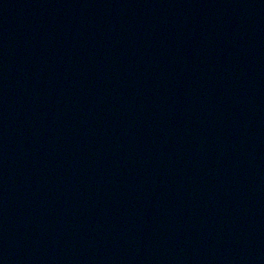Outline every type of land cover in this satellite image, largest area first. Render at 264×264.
<instances>
[{
  "label": "water",
  "instance_id": "obj_1",
  "mask_svg": "<svg viewBox=\"0 0 264 264\" xmlns=\"http://www.w3.org/2000/svg\"><path fill=\"white\" fill-rule=\"evenodd\" d=\"M0 264H264V0H0Z\"/></svg>",
  "mask_w": 264,
  "mask_h": 264
}]
</instances>
